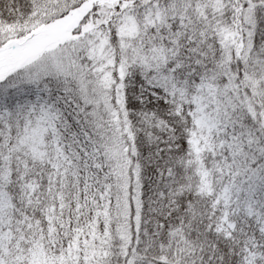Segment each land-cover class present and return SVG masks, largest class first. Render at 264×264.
Returning <instances> with one entry per match:
<instances>
[{"label":"snow or ice","instance_id":"snow-or-ice-1","mask_svg":"<svg viewBox=\"0 0 264 264\" xmlns=\"http://www.w3.org/2000/svg\"><path fill=\"white\" fill-rule=\"evenodd\" d=\"M0 264H264V0H0Z\"/></svg>","mask_w":264,"mask_h":264}]
</instances>
